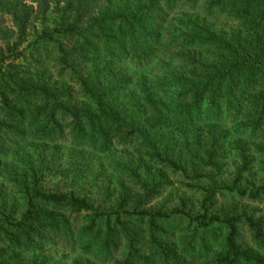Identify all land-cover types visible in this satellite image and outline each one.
I'll use <instances>...</instances> for the list:
<instances>
[{
  "label": "trees",
  "instance_id": "1",
  "mask_svg": "<svg viewBox=\"0 0 264 264\" xmlns=\"http://www.w3.org/2000/svg\"><path fill=\"white\" fill-rule=\"evenodd\" d=\"M229 148L264 197V0H0V264H264V216L214 208ZM169 173L200 212L147 208Z\"/></svg>",
  "mask_w": 264,
  "mask_h": 264
},
{
  "label": "rangeland",
  "instance_id": "2",
  "mask_svg": "<svg viewBox=\"0 0 264 264\" xmlns=\"http://www.w3.org/2000/svg\"><path fill=\"white\" fill-rule=\"evenodd\" d=\"M200 22H204L206 24H214L216 26L220 25L217 22H211L210 20L203 21L200 18H198ZM50 22L53 20V18L49 19ZM48 22L46 25L50 26L51 23ZM10 25V23H8ZM215 26V27H216ZM32 37H28V41L31 40ZM51 45V44H47ZM43 45L37 53L34 54V57L41 56L42 60L44 61L45 65L51 69V72L55 75L56 74V60H57V55L56 52L52 49L51 46ZM48 58V59H46ZM55 69V70H54ZM138 76V75H137ZM227 118L225 124L228 122ZM210 121V120H209ZM216 119H211L210 122H216ZM230 122V121H229ZM228 128H231L227 126ZM223 128L226 129V126H223ZM13 139V137L11 138ZM235 153L232 151V148H229L225 157L221 159L220 164H221V174L219 176L216 175L215 172L212 173H207L210 178H214V181H216L217 186L219 189L222 187V195H217L216 197V204L214 208H226L228 205L231 203L237 204L238 205V214L240 215L242 211L245 209L246 212L252 213L255 217L259 216H264V197H261L257 201H252L250 199H239V197L226 194L224 192L226 189L225 187H230L231 183L233 182L235 178V168L238 166V162L235 160ZM257 168L254 167L251 171L252 174V179L255 183L256 186H264V175L261 173H257ZM48 179V178H47ZM248 179V178H247ZM246 177L242 180L245 183V180H247ZM168 180L170 184H168L163 190H161L160 196H158L156 199L152 201L150 205L147 206V208L155 209V210H160L163 213H170L173 209L176 208H182L180 200H183L185 202V207H184V212H188L190 215L191 214H196L197 212H200L199 208V202L202 199V192H195L194 190L188 189L184 184L186 183L183 182V177L180 174H170L168 176ZM57 180H51L48 181L46 180L44 183V189L51 191L52 189H56V183ZM132 185V183H130ZM206 184H204L205 186ZM243 186V185H242ZM244 187V186H243ZM61 189H65L63 184L61 185ZM80 193L82 196H86L89 198V201L94 202L95 206L97 207L98 205L101 206L102 210L109 211L108 209L113 207L114 201L117 198V195L113 194L107 195L104 192V187L100 186V183H96L93 185L91 182L88 184V186H84L83 188L79 189ZM113 191H111L110 194H112ZM111 196V197H110ZM19 204V202H17ZM16 203V204H17ZM18 212L23 210V206L18 205ZM77 221L79 222H84V216L81 215L77 218ZM176 223V222H175ZM185 226V225H183ZM182 229V227H180ZM243 234L245 236V239L248 240V234L247 231L245 230V227L242 228ZM222 233H225V229L222 227ZM182 233L183 232L182 229ZM123 251L120 250L118 253V257L121 258Z\"/></svg>",
  "mask_w": 264,
  "mask_h": 264
}]
</instances>
